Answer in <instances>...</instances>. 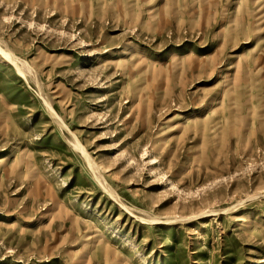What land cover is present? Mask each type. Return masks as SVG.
I'll use <instances>...</instances> for the list:
<instances>
[{
	"label": "rangeland",
	"instance_id": "374dc122",
	"mask_svg": "<svg viewBox=\"0 0 264 264\" xmlns=\"http://www.w3.org/2000/svg\"><path fill=\"white\" fill-rule=\"evenodd\" d=\"M0 47V264H264V0H0Z\"/></svg>",
	"mask_w": 264,
	"mask_h": 264
},
{
	"label": "bare ground",
	"instance_id": "6f19581e",
	"mask_svg": "<svg viewBox=\"0 0 264 264\" xmlns=\"http://www.w3.org/2000/svg\"><path fill=\"white\" fill-rule=\"evenodd\" d=\"M0 55L3 57V58H5L6 60H8V62H10L15 68L16 67H18V59L11 53V52H9L8 50H6V49H3V48H1L0 47ZM47 104V103H46ZM49 104V103H48ZM47 104V106L50 108V106ZM53 114V113H52ZM58 119V118H57ZM75 147L77 148V149H79V150H81V152H82V154L83 155H85L84 154V152H83V150L81 149V147L79 146V144L76 142V145H75ZM87 160V159H86ZM87 162H88V165H89V167H91L92 168V166H91V163L87 160ZM97 181H99V180H97ZM101 185V184H100ZM109 193V192H108Z\"/></svg>",
	"mask_w": 264,
	"mask_h": 264
}]
</instances>
